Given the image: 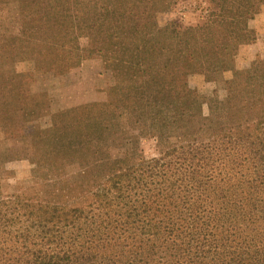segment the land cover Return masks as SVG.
I'll return each instance as SVG.
<instances>
[{"label": "trees", "instance_id": "obj_1", "mask_svg": "<svg viewBox=\"0 0 264 264\" xmlns=\"http://www.w3.org/2000/svg\"><path fill=\"white\" fill-rule=\"evenodd\" d=\"M171 1L0 0V264H264V0H208L203 22L168 19ZM90 6L115 9L106 27L126 42L119 93L101 127L49 132L55 91L11 66L50 64ZM225 65L240 98L178 114L181 86ZM160 73L180 94L142 112L138 79Z\"/></svg>", "mask_w": 264, "mask_h": 264}, {"label": "rangeland", "instance_id": "obj_2", "mask_svg": "<svg viewBox=\"0 0 264 264\" xmlns=\"http://www.w3.org/2000/svg\"><path fill=\"white\" fill-rule=\"evenodd\" d=\"M208 8V0H172L166 17L184 22H203ZM113 14H115L113 8H106L98 13L94 7H88L76 18L75 27L67 31L65 44L52 48L50 64L41 66L32 61H25L11 66L14 72L29 81V86L35 91L54 90L59 98L61 108L55 112L53 122L47 131L80 132L103 125L101 110L98 113L93 109L90 99H85L79 86L75 89L69 86L70 83L82 79L85 73L86 77L91 79L90 82H97L98 96L105 98L99 102V108L102 101L118 95L117 79L122 74L127 61V45L125 41L118 40L114 32L106 27V20ZM78 30L82 34V50L86 56L95 59L84 61L80 58L81 48L75 47L68 50L69 62L60 64L59 60L60 57H64V51L56 48L65 47L68 38L72 39L71 34ZM112 36L115 39L112 40ZM258 48V43L250 46L254 53ZM144 77L138 79L139 105L142 112L146 111L147 100L153 95H161L165 92L180 94L177 85L164 86L162 91L156 89V84L167 80L168 76L165 73L151 75L154 77L152 87L144 83L147 80ZM50 85L53 87L48 88ZM108 86H116V93L113 91L108 93ZM181 87L185 88L186 94L178 98L176 112L181 115L198 113L204 116L210 113L212 105H217L220 111L226 112L231 103L240 98L244 89L239 82L237 70L230 68L229 65L217 71L200 72L188 79ZM23 89L21 87L15 90L13 97L5 105L6 110L16 111L25 105L27 95ZM100 123L101 125L98 126ZM142 143L148 153H154L157 149V141L153 135L144 138Z\"/></svg>", "mask_w": 264, "mask_h": 264}, {"label": "crops", "instance_id": "obj_3", "mask_svg": "<svg viewBox=\"0 0 264 264\" xmlns=\"http://www.w3.org/2000/svg\"><path fill=\"white\" fill-rule=\"evenodd\" d=\"M70 35V34H69ZM72 35V39L71 38H68V41H67V43H66V46L65 47H61V48H56V49H62V51H64L63 53H64V57H60V64L61 63H64V64H66V63H68L69 62V60H70V58H69V56H68V50L69 49H72V48H81L82 46V44H81V42H82V34H81V31L80 30H78V31H76V32H74V33H72L71 34ZM69 37V36H68ZM84 37V36H83ZM113 39H115V38H113V36H112V40ZM80 58H82L84 61H86V62H89V61H92V60H94L95 59V57H89V56H86L85 55V52L82 50V48H81V54H80ZM52 58H54V55H52ZM58 63V62H57ZM85 63V62H84ZM115 77V76H114ZM154 77H151V76H146V77H144V79H147L146 80V82H144V83H146V84H148V85H151V86H149V87H152V79H153ZM150 79V80H149ZM89 80H91V79H89L88 77H86V75H85V73H84V75H83V77H82V79H80L78 82H74V83H70V88H76L77 86H79L80 88H81V90H82V93H83V95H84V97H85V99L86 100H89L90 99V103H92V106H93V109L96 111V112H98L99 113V111H100V108H99V102L101 101V100H103V99H105V98H103V97H99L98 96V90H97V82L95 83V81L93 82H90ZM140 84H141V82H140ZM139 84V85H140ZM54 85V84H53ZM53 85L51 86H49L48 88H51V87H53ZM141 86V85H140ZM116 86H108V93L109 92H111V91H113L114 93H116V88H115ZM117 92H118V90H117ZM88 98V99H87ZM95 99H98V100H96L95 101ZM99 125H101V123L100 124H98V126Z\"/></svg>", "mask_w": 264, "mask_h": 264}]
</instances>
